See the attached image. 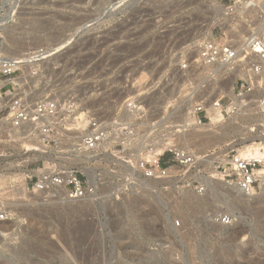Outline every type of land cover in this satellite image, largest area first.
<instances>
[{"label": "rangeland", "instance_id": "rangeland-1", "mask_svg": "<svg viewBox=\"0 0 264 264\" xmlns=\"http://www.w3.org/2000/svg\"><path fill=\"white\" fill-rule=\"evenodd\" d=\"M251 1L0 0V59L39 47H67L46 68L58 64L65 72H85L80 77L89 80L92 46L104 53L109 48L108 54L115 56L124 52L129 70L146 83L144 94L129 96L144 103L147 120L160 121L166 139L171 124L183 123L196 102L204 101L208 109L223 94L227 107L233 101L231 85L237 90L245 79L256 86L257 79L248 80L242 73L247 68L243 64L233 82L229 78L225 83L220 80L228 72L213 73L195 62L206 39L227 41L242 52L252 33L259 31L264 39V30L257 29L264 10L260 5L255 9ZM230 6L235 13H229ZM185 62L189 69L183 71ZM255 91L248 94L249 103L225 119L213 118L208 110L210 120L203 124L213 144L189 146L179 134L160 148L172 141L198 154L227 146L264 152V108L250 101ZM207 129L199 132L207 136ZM3 131L0 200L9 219L0 221V264H264L262 188L244 196L218 179L212 188L206 186L202 176L195 175L191 185L178 179L139 178L121 190L120 181L111 178L95 195L71 201L60 190L25 187L21 153L32 141L23 143ZM200 184L205 191L199 198L206 199L196 201L188 192ZM222 217L229 222L223 223Z\"/></svg>", "mask_w": 264, "mask_h": 264}, {"label": "built area", "instance_id": "built-area-1", "mask_svg": "<svg viewBox=\"0 0 264 264\" xmlns=\"http://www.w3.org/2000/svg\"><path fill=\"white\" fill-rule=\"evenodd\" d=\"M229 13H235V6L229 7ZM244 42L247 49L239 54V48L227 41L206 39L195 62L213 73L228 72L225 75H230L220 80L225 83L231 82V73H240L243 64L247 67L244 76L257 79L256 86L260 77L264 87V39L250 35ZM66 49L39 47L20 57L0 59V133L5 130L7 136L32 141L21 153L28 190H63L67 199L75 201L95 195L111 178L120 181L121 190H128L139 178L178 179L183 185H191V178H187L191 174L221 180L247 194L262 188L264 159L244 156L236 146L198 154L168 141L161 149L166 139L174 140L176 135L169 138V134L175 133V126L171 124L172 131L163 139L160 121L147 120L142 112L144 103L137 96H129L130 92L144 94L146 83L129 70L127 54L115 56L108 54L109 48L104 53L92 46V77L87 80L80 77L85 72H65L58 64L46 68ZM188 69L189 64L183 63L182 70ZM243 80L237 90L232 86L230 105H223V94L214 102L222 106L224 119L238 111L254 87L256 90ZM204 104L199 101L192 106L201 125L210 120ZM145 124H150L147 129ZM1 171L0 181L5 174ZM196 190L203 193L205 186L200 184ZM7 219L8 211L0 200V221ZM221 220L229 222L228 217Z\"/></svg>", "mask_w": 264, "mask_h": 264}, {"label": "bare ground", "instance_id": "bare-ground-1", "mask_svg": "<svg viewBox=\"0 0 264 264\" xmlns=\"http://www.w3.org/2000/svg\"><path fill=\"white\" fill-rule=\"evenodd\" d=\"M250 5L251 6H253V7H255V9L257 8V6L258 5H260L261 7H262V9L264 10V0H252L251 1V3H250ZM249 6V5H248ZM261 17V18H260ZM259 18H260V23H259V27L257 28L258 30H264V15H260L259 16ZM230 25V24H229ZM232 31V30H231ZM257 32H259V31H256L255 33H252L251 35H258V33ZM262 32V31H261ZM264 32V31H263ZM262 32V33H263ZM261 35V34H260ZM262 36V35H261ZM264 36V35H263ZM29 40V39H28ZM27 43V42H26ZM30 43V42H29ZM242 44V43H241ZM244 45L243 46H245V48L244 49H247V43L246 42H244L243 43ZM239 50V54L241 53L240 51H241V49L239 48L238 49ZM2 67V66H1ZM238 73H236V72H233V73H231V76H230V78H231V80H232V82H233V80L235 79V77H236V75H237ZM256 81V80H255ZM254 81V82H255ZM258 81H259V84L256 86V92H255V94L254 95H252L253 96V98H252V100H250V101H252L253 102V104H255V105H258V106H260V108H264V87H262V84L260 85V82H261V78L260 77H258ZM255 83H257V82H255ZM232 84V83H231ZM256 85V84H255ZM260 85V86H259ZM232 86L233 85H231V90H230V93L231 94H233V90H232ZM253 94V93H252ZM233 96V95H232ZM250 96V95H249ZM260 98H262L261 100H260ZM248 101V100H247ZM246 101V102H247ZM214 102H215V100H214ZM252 102H251V104H252ZM248 103H249V101H248ZM0 104H2V102L0 101ZM205 105V104H204ZM244 105H248V104H244ZM250 105V104H249ZM206 106V105H205ZM251 107V106H250ZM232 107L230 106V108L229 109H231ZM221 109H222V106H215L214 105V103H212V104H210V105H208V109H207V111L209 110V112L211 113V115L213 116V118H215V119H218V120H221V119H223L224 118V116H223V114H222V112H221ZM173 126H175V127H177V129L175 130V133H172V134H170L169 135V137H171V136H174V135H179V137L181 138V140L183 141V142H185L186 144H188L189 146H190V144H198L199 142H202V144L201 145H204V142H206L205 144H207V146H208V144H209V142L210 143H212L211 141H209V140H213V139H210L211 137L209 136L210 135V130L208 131V129H207V125L205 124V125H201V124H199V121H198V118L196 117V115H195V113H193V110L191 111V112H189L188 113V115H186L185 116V118H184V120H183V123H180V124H176V125H173ZM207 129V131H208V133L207 132H205L204 134H206L207 136H204L202 133H200L199 131V129ZM198 129V130H197ZM206 131V130H205ZM212 133V132H211ZM18 137H19V135H18ZM262 138H260V139H263L264 140V135L263 136H261ZM254 139V138H253ZM19 141V140H18ZM181 141V142H182ZM22 142H23V140H22ZM25 142V141H24ZM23 142V143H24ZM264 142V141H263ZM26 144V143H25ZM213 144V143H212ZM254 144H257L256 142L254 143ZM183 145V144H182ZM198 145H200V143L198 144ZM217 145V144H216ZM28 146H29V144H28ZM188 146V147H189ZM204 146H206V145H204ZM206 146V147H207ZM198 147V146H197ZM210 148V147H209ZM259 148V147H258ZM258 148L257 147H253L252 149L251 148H246L245 150H243L242 151V153H243V155L244 156H249V157H251V156H253V157H261V158H263L264 159V152H260L259 150H258ZM205 149H203V152L202 153H205V152H207L208 150H206V151H204ZM210 150V149H209ZM202 151V150H201ZM191 177H193V175L191 174V175H188L187 176V178H191ZM260 177L262 178V180H263V185H262V193L264 194V169H262L261 171H260ZM201 179H202V181H203V183H204V185H211L213 182H214V178H209V177H204V176H202L201 177ZM23 180H24V176H23ZM223 182V181H222ZM217 184H218V182H217ZM219 184H222L221 182H219ZM221 186V185H220ZM211 187V186H210ZM231 187H233V188H236L237 189V191L238 192H240V194L241 195H244V196H248V194L247 193H245V192H243V191H241L239 188H237L236 186H234V185H232ZM212 188V187H211ZM0 189H1V181H0ZM210 189V188H209ZM226 189V188H225ZM226 190H228V189H226ZM230 190V189H229ZM232 190V189H231ZM62 192L63 193H65L63 190H62ZM209 192V191H208ZM252 195H254V194H252ZM250 196V195H249ZM86 199H87V197H85ZM71 200V199H70ZM71 201H74V200H71Z\"/></svg>", "mask_w": 264, "mask_h": 264}, {"label": "water", "instance_id": "water-1", "mask_svg": "<svg viewBox=\"0 0 264 264\" xmlns=\"http://www.w3.org/2000/svg\"><path fill=\"white\" fill-rule=\"evenodd\" d=\"M225 186H227V187H229V185H227L226 183H224V182H222ZM188 193H190L189 195H191V197L194 199V200H196V201H200V200H202V199H206V197H204V198H199L200 196H201V194H199V192L197 191V190H194V191H190V192H188ZM200 195V196H199ZM208 200V199H207Z\"/></svg>", "mask_w": 264, "mask_h": 264}]
</instances>
